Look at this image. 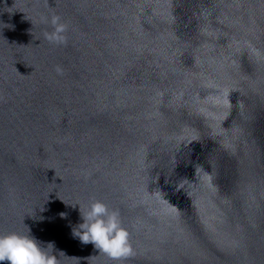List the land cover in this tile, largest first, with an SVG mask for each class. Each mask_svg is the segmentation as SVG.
<instances>
[{"label": "water", "instance_id": "1", "mask_svg": "<svg viewBox=\"0 0 264 264\" xmlns=\"http://www.w3.org/2000/svg\"><path fill=\"white\" fill-rule=\"evenodd\" d=\"M93 200L131 256L74 236ZM28 230L58 264H264V0H0V235Z\"/></svg>", "mask_w": 264, "mask_h": 264}, {"label": "clouds", "instance_id": "2", "mask_svg": "<svg viewBox=\"0 0 264 264\" xmlns=\"http://www.w3.org/2000/svg\"><path fill=\"white\" fill-rule=\"evenodd\" d=\"M45 22H49L53 28L50 33L45 32V39L57 45L66 44L67 37L64 34L68 26L62 22L61 17L53 14L50 21ZM55 71L58 75L63 74L60 66H57ZM81 216L83 223L79 224L73 233L81 243H91L99 253L113 260L133 254L130 234L123 227L117 211H110L103 202L93 200ZM53 250L54 243L49 242L46 247L42 246L41 242L29 235V230L27 234L12 232L0 235V264H58L57 255L53 254Z\"/></svg>", "mask_w": 264, "mask_h": 264}]
</instances>
